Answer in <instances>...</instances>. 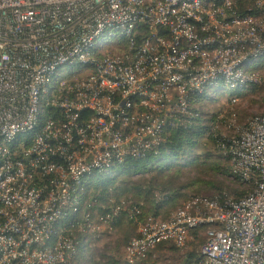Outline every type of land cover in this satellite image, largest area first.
Instances as JSON below:
<instances>
[{
    "label": "built area",
    "instance_id": "built-area-1",
    "mask_svg": "<svg viewBox=\"0 0 264 264\" xmlns=\"http://www.w3.org/2000/svg\"><path fill=\"white\" fill-rule=\"evenodd\" d=\"M253 1L243 12L239 0H0V264H75L67 233L90 177L154 153L195 101L257 81L264 0ZM231 151L251 190L150 218L125 263L208 225L202 264H264V114Z\"/></svg>",
    "mask_w": 264,
    "mask_h": 264
},
{
    "label": "trees",
    "instance_id": "trees-1",
    "mask_svg": "<svg viewBox=\"0 0 264 264\" xmlns=\"http://www.w3.org/2000/svg\"><path fill=\"white\" fill-rule=\"evenodd\" d=\"M239 5L245 12L247 6L255 4L253 0H239ZM252 8L253 12L257 9ZM260 68L258 66L250 71L252 76L258 78L257 81L240 87L239 92L250 89L253 92L254 88H264V72H255ZM220 90L214 96L192 103V113H175L171 119L174 125L169 126L170 134L164 143L154 149V153L145 159L129 160L107 173L93 174L90 177V181L96 182V188L89 193L88 181L81 194V199L86 197L87 203L75 214L74 226L67 233L78 244L75 264H127L109 248L112 242L109 238L115 232L104 230L99 233L87 228L88 224L97 222L101 216L111 215L108 225L125 236L120 243L125 244L120 247L124 252L130 241L140 235L138 228L149 217L162 221L163 212L173 213L183 207L185 201L207 197L223 203L229 197L240 199L251 190L249 181L235 172L231 142L254 117L244 123L240 122L242 125L235 133H225L219 126L229 125L231 130L229 120L234 118V113L211 112L205 109L207 103L218 101ZM232 130L234 132L236 128L233 127ZM187 166L202 169L191 175V172L184 170ZM210 172L234 177L237 184L248 185V190L227 186ZM140 173L143 177L140 180H132L130 177L121 180L116 178L118 175L131 176ZM209 176H212L211 179ZM205 190H212L213 193L208 195ZM115 209H119L116 214ZM169 209L172 211H168ZM171 214L165 219L169 220ZM207 228L208 225L191 228L189 236L192 240L189 248L182 253L180 252L183 248L178 247L176 242L165 240L132 264H165L170 258L175 259V262L168 264H202L205 258L202 247L207 241ZM201 231H205V240L200 236ZM201 244L203 245L200 248ZM165 250L171 251L172 257L164 253Z\"/></svg>",
    "mask_w": 264,
    "mask_h": 264
},
{
    "label": "rangeland",
    "instance_id": "rangeland-1",
    "mask_svg": "<svg viewBox=\"0 0 264 264\" xmlns=\"http://www.w3.org/2000/svg\"><path fill=\"white\" fill-rule=\"evenodd\" d=\"M263 64V65H262ZM262 64H254L252 69H254L255 67H260L261 68L259 70H256L255 72H259V74H261V72H264V63ZM67 70V69H65ZM257 76V75H256ZM257 85V84H256ZM239 89H229V87H227L226 89H221L220 90V95L218 97V101H216L215 103H207L205 105V109H208L209 111H219V113H234V118L230 119L229 120V123H231V130L233 127L236 128V130L233 132V130L231 131L230 130V127L229 125L228 126H225L223 124H221L219 127L225 131V133H235L237 131V128L239 126L242 125V123H244L245 121H247L249 118L251 117H255L257 115H261V114H264V88L263 87H257V88H254L253 89V92H251L250 90H243L242 92H239L238 91ZM236 92H238V94H236ZM231 99V101H230ZM242 122V123H240ZM216 161V160H215ZM220 163H223V165H225V162L223 160H220L219 161ZM217 162V163H219ZM202 168L201 167H189L187 166L186 168H184V170H186L187 172H191V175H195L197 174V172L199 170H201ZM212 173L213 175H215V178L219 179L220 181H223V183L227 186H230V187H237L239 188L240 190H244L246 189V191L248 190V185H240V184H237L236 179L234 177H227V176H224V175H221L218 173H214V172H210ZM146 175V174H145ZM148 175V174H147ZM210 175V174H209ZM198 176V175H197ZM128 178L130 177L132 180H140L142 179V173L140 174H136V175H131V176H121V175H118L116 178H118L117 180H121L123 178ZM212 176H209L208 178L211 179ZM96 182L95 181H90V183L88 184V191L89 193H91V191H93V189L96 188ZM205 193L206 194H212L213 191L211 190H205ZM192 200V199H191ZM190 200L188 201H185V205L183 207H181L180 209L184 208L186 206V204L189 202ZM85 203H87V199L86 197L83 199L82 201V207L85 205ZM119 208V207H118ZM179 208L175 211L174 210V214L170 213V212H163L161 214V218H163L164 220L168 221L167 219H165L167 217L168 214H171L173 218L175 216V214L180 210ZM172 211V209H169L168 211ZM154 219L153 217H149V219ZM170 218V219H171ZM169 219V220H170ZM147 220V221H148ZM156 220V219H154ZM164 220L160 221V220H156L158 222H163ZM146 221V222H147ZM144 225V224H143ZM142 226V225H141ZM140 226V227H141ZM140 229V228H138ZM108 231L111 230V232H115L113 237L109 238V241H112L110 243V246L109 248L111 250L114 251L115 254H117L121 259H123V251L120 247H122L121 245H125V244H120L121 243V240L125 237L123 236L122 233H120V231H118L117 229H110V228H107ZM100 233V232H99ZM200 236L201 237H204V240H205V231H201L200 232ZM135 238V237H134ZM191 237L189 236L188 234V238L185 240V242L183 244H178V247H181L183 248V250L180 252H184L187 248H189L188 246L190 245V241H191ZM124 242V241H123ZM175 242V241H174ZM196 242H198L196 240ZM117 245V246H116ZM203 244L200 245V248L202 247ZM119 249H117V248ZM153 249V248H152ZM156 252V251H154ZM164 253H166L168 256H171L172 257V252L171 251H168V250H165ZM175 262V259L173 258H170L169 260H167L165 262V264H168V263H174Z\"/></svg>",
    "mask_w": 264,
    "mask_h": 264
}]
</instances>
